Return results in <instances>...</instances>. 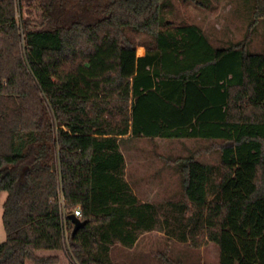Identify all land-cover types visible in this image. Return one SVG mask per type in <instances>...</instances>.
I'll return each instance as SVG.
<instances>
[{
    "label": "trees",
    "instance_id": "1",
    "mask_svg": "<svg viewBox=\"0 0 264 264\" xmlns=\"http://www.w3.org/2000/svg\"><path fill=\"white\" fill-rule=\"evenodd\" d=\"M172 8L0 0V264H65L64 226L72 264H118L114 243L154 229L156 207L124 179L125 137L219 141L216 167L192 154L174 161L179 239L201 233L217 264H264V41L248 49L264 0L226 47L175 22ZM76 207L84 224L73 233L61 214Z\"/></svg>",
    "mask_w": 264,
    "mask_h": 264
},
{
    "label": "rangeland",
    "instance_id": "2",
    "mask_svg": "<svg viewBox=\"0 0 264 264\" xmlns=\"http://www.w3.org/2000/svg\"><path fill=\"white\" fill-rule=\"evenodd\" d=\"M175 22L195 23L201 27L215 47H226L242 39L252 21L253 0H208L202 7L181 0H171ZM264 18H259L250 35L249 52L263 49ZM139 50L142 47H138ZM219 141L201 139H148L125 137L119 143L125 159L124 179L131 192L141 202L152 203L157 209L154 229L140 232L133 246L118 242L110 247L109 257L114 263L133 264H217L219 250L202 234L197 240L179 239L180 227L174 217H179L176 205L181 201L180 177L174 161L193 155L209 166L219 165ZM215 178V172L212 175ZM5 192H0V244L5 240L2 224ZM208 193L207 199H211ZM172 228H176L172 230ZM174 231V232H173ZM67 236H64L63 260L72 264ZM64 263V262H63Z\"/></svg>",
    "mask_w": 264,
    "mask_h": 264
},
{
    "label": "water",
    "instance_id": "3",
    "mask_svg": "<svg viewBox=\"0 0 264 264\" xmlns=\"http://www.w3.org/2000/svg\"><path fill=\"white\" fill-rule=\"evenodd\" d=\"M68 219L73 224V233H75L84 224V222L81 221L80 218L75 217L73 214H69Z\"/></svg>",
    "mask_w": 264,
    "mask_h": 264
},
{
    "label": "built area",
    "instance_id": "4",
    "mask_svg": "<svg viewBox=\"0 0 264 264\" xmlns=\"http://www.w3.org/2000/svg\"><path fill=\"white\" fill-rule=\"evenodd\" d=\"M72 214H73L75 217L80 218V216H81L80 208H79V207H76V208L74 209V211H73ZM66 218H68V216H67L66 214L62 213V214H61V220H62V222H63L64 224H65V220H66ZM64 236H67V230H66L65 226H64Z\"/></svg>",
    "mask_w": 264,
    "mask_h": 264
}]
</instances>
